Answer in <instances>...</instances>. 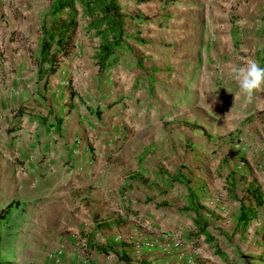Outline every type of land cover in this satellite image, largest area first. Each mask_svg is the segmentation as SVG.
Returning <instances> with one entry per match:
<instances>
[{
    "label": "rangeland",
    "instance_id": "rangeland-1",
    "mask_svg": "<svg viewBox=\"0 0 264 264\" xmlns=\"http://www.w3.org/2000/svg\"><path fill=\"white\" fill-rule=\"evenodd\" d=\"M1 2L10 52L34 48L49 0ZM120 7L149 20L128 24L119 64L97 71L81 19L68 57L35 91L44 121L66 117L40 132L27 168L14 147L16 166L0 168V207L18 202L0 227V264H264V91L245 98L232 73L249 60L264 67V0ZM74 154L90 155L88 166ZM251 187L261 204L237 233V198ZM189 190L211 241L186 240Z\"/></svg>",
    "mask_w": 264,
    "mask_h": 264
},
{
    "label": "trees",
    "instance_id": "trees-1",
    "mask_svg": "<svg viewBox=\"0 0 264 264\" xmlns=\"http://www.w3.org/2000/svg\"><path fill=\"white\" fill-rule=\"evenodd\" d=\"M120 1L49 0L37 29L39 38L35 58V79L42 80V84L45 85L47 78L58 69L60 60L68 57L81 19L85 20L83 25L85 34L97 40L93 52L97 71L102 73L119 64L123 54L129 49L126 42L128 24L149 20L146 16L137 17L125 13L120 7ZM59 123V119H56L55 124L58 126ZM229 154L234 155L235 153L230 151ZM171 180L174 182L177 179L169 177L170 184ZM187 198L188 210L194 213L192 224L196 228L191 236L196 238L202 235L208 241L213 240L207 229V223L198 213L197 206L199 205L194 201V192L189 190ZM245 198L246 200L237 198L239 206L233 229L237 233L243 232L251 219L256 216V208L262 200L261 192L257 187L249 188ZM17 206V200L12 199L0 207V227L8 222L12 210ZM91 248L100 253L109 252V247L105 245L92 244ZM119 258L125 259L126 257L121 255Z\"/></svg>",
    "mask_w": 264,
    "mask_h": 264
},
{
    "label": "crops",
    "instance_id": "crops-1",
    "mask_svg": "<svg viewBox=\"0 0 264 264\" xmlns=\"http://www.w3.org/2000/svg\"><path fill=\"white\" fill-rule=\"evenodd\" d=\"M1 1L3 0H0V13L6 8V2ZM9 22L10 19L8 21L5 16L0 18V168L3 167L5 169H11L13 166H16L15 161H12L11 159L12 147L16 148L17 150V161L19 160V163L22 165V167L27 168L29 163L32 164V161H28V158L30 156L33 158V156L36 154L39 155V149L37 145L40 140V132H43L45 128L46 130L52 129L58 132L62 128V122L65 120L64 118L66 115L63 117L61 122L60 118L57 117L58 115H56L54 112H50L51 114L48 113V117L55 115L56 118L54 117V119H59L61 124L59 123L58 126L55 124L54 120L44 121L45 113L47 112L44 111L43 100L37 99L36 92L40 87L45 88L49 77L55 73L47 78L45 85L42 84V80L38 81L35 79V58L37 56V45L39 38L38 32L34 48L30 49L29 51L16 48L14 52H10V49L14 47L16 43L7 41L9 30L12 28ZM22 86H24L26 89L20 90V93L15 91L16 89L19 90V88ZM12 87L15 90H13ZM9 122L11 126H8ZM45 122L48 123L47 126L45 125ZM68 154V157L72 156V153L69 151ZM77 154L80 156L79 152ZM88 157H90V155H84L85 161L76 155L72 158L74 161L76 158H80L79 161L83 160L82 165L87 167L89 163L86 164V158ZM78 164L79 163H76V165ZM245 197L246 196L240 198L246 200ZM194 201L199 205V203L196 201V198ZM197 207L198 213L201 216L200 210L201 207L203 208V206L199 205ZM193 217L194 213L192 212V215H190L191 225L188 227V229H186V240L189 243H197L196 241H198L201 237L203 238L202 235H198L196 238L191 236V233H193L196 229L192 224ZM232 229H234V225Z\"/></svg>",
    "mask_w": 264,
    "mask_h": 264
},
{
    "label": "clouds",
    "instance_id": "clouds-1",
    "mask_svg": "<svg viewBox=\"0 0 264 264\" xmlns=\"http://www.w3.org/2000/svg\"><path fill=\"white\" fill-rule=\"evenodd\" d=\"M232 73L240 94L245 98L250 100L255 92L264 91V67L255 60H249L243 66L233 67Z\"/></svg>",
    "mask_w": 264,
    "mask_h": 264
},
{
    "label": "built area",
    "instance_id": "built-area-1",
    "mask_svg": "<svg viewBox=\"0 0 264 264\" xmlns=\"http://www.w3.org/2000/svg\"><path fill=\"white\" fill-rule=\"evenodd\" d=\"M264 198V197H263Z\"/></svg>",
    "mask_w": 264,
    "mask_h": 264
}]
</instances>
